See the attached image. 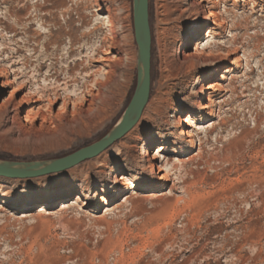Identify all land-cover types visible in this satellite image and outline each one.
<instances>
[{
	"label": "rangeland",
	"instance_id": "374dc122",
	"mask_svg": "<svg viewBox=\"0 0 264 264\" xmlns=\"http://www.w3.org/2000/svg\"><path fill=\"white\" fill-rule=\"evenodd\" d=\"M89 1L0 0V74L11 78L13 87L23 86L0 112V162L65 158L101 141L132 106L138 67L135 0H113L117 21L114 42L120 49L110 52H119L123 61L117 68V86L112 88L113 104L102 124L67 144L42 148L36 139L39 123L25 121L30 105L15 108V103L37 88L36 58L66 55L71 51L70 38L75 40L76 50H81L109 34L104 23L106 10L98 13ZM161 1L150 0L151 95L136 126L150 121L154 133L168 134L163 114L154 112L160 92L172 89L168 102L176 92H183L178 106L184 110L198 100L202 84H216V91H207V97L216 100L214 117L200 121L209 110L191 115L196 124L192 125L205 129L197 146H159L163 153L153 147L160 158L173 163L167 184L136 160L138 150L121 149L120 144L136 126L102 153L110 155L112 172L101 168L66 175L93 163V158L37 179L0 177V264H264V0H238L237 5L226 0L220 15L226 29H218V35L208 40L213 42V51L230 53L229 57L218 65L216 78L208 82L200 79L216 63L198 68L192 88L186 92L184 84L177 87L164 78L169 71L158 44L165 27ZM181 5L186 7L184 2ZM180 34L177 28V38L167 45L182 60L183 48L175 42ZM205 35L189 44L185 53L192 54ZM79 54L62 62L60 72L65 75L79 64L72 63L83 59ZM94 67L107 70L102 63ZM187 81L185 77L184 83ZM11 88H0V105ZM167 106L160 105L162 113ZM185 115L182 111L181 116ZM211 123L214 129H208ZM191 159L193 163H188ZM105 172L110 175L106 177ZM118 172H140L148 181H139L135 189L119 187L114 180ZM43 186L47 191L32 197V192ZM78 193L82 198L76 201ZM15 196L16 203L3 205ZM125 197L129 202H124ZM108 208L114 210L107 212Z\"/></svg>",
	"mask_w": 264,
	"mask_h": 264
},
{
	"label": "bare ground",
	"instance_id": "6f19581e",
	"mask_svg": "<svg viewBox=\"0 0 264 264\" xmlns=\"http://www.w3.org/2000/svg\"><path fill=\"white\" fill-rule=\"evenodd\" d=\"M233 1L237 5L238 0ZM89 2L97 9L98 13L106 10L107 17L104 23L107 25L109 34L102 35L98 38L99 41L90 47L86 46V48L83 46L82 48L81 46V50H76L75 40L70 38L71 51L66 55L53 53L44 56L42 59L41 57L36 58L39 64L34 71L37 73L34 83L37 88L35 91L31 90L29 96H24L15 103V108L19 110L23 105H30L29 110L25 114V121L39 123V134L36 139L43 144L42 148H53L67 144L72 138L86 135L90 131L95 130L106 119L107 112L113 104L112 88L117 86V68L123 61V58L119 57V52H116V55H112L110 52V49H120L118 42H114V38L117 36L114 1L90 0ZM161 2H164L162 9L164 10L165 19L160 21L163 22L165 27L163 26L164 28H162V32L158 37V44L169 71L164 76L165 80L173 82V85L177 87L184 84L185 88L183 90L186 92L192 88L194 72L201 66L209 65V63H216V66L202 75L201 83L215 79L219 74L218 65L224 63L230 53L213 51L211 49L213 42H209L208 39L212 35H218L215 33L218 29H226L225 22L220 18L221 8L226 0H162ZM181 2H184L186 7H183ZM210 25H214L215 28H209ZM177 28L181 31V34L175 42H178L183 48L182 60L178 56L176 58L172 47L167 45L170 39L176 37ZM204 32H206L204 40L195 46L192 54H186L185 49L189 47V44L200 39ZM215 45H218V43ZM77 53H80L79 56L83 59L74 60L72 63L76 61L80 63H75L67 74L61 73L59 65L76 57ZM99 63L104 64L107 70L93 68L95 64ZM239 65L240 62L238 61L237 67ZM81 67L82 69H80ZM44 70H46L45 75H43ZM82 76L83 85L79 81ZM185 77L189 78L186 83H184ZM40 78H43V80H40ZM12 83L13 81L9 76L0 74V88L12 87L8 97L0 105V112H3L12 103L13 95L23 89V86H19V84L13 87ZM105 90H108V92H105ZM209 90L216 91L217 85L202 84L198 91V100L186 105L184 110H181L180 106H178V102L183 97V92H176L171 102H168L167 98L172 89L161 91L157 98L154 112L155 115L163 114L165 123L169 125V133L158 135L154 133L151 122L145 121L136 126L125 142L120 144L121 149L127 151L138 150L136 160L150 171V175L159 177L164 184L169 183L171 181L173 163L167 158L158 156L157 153H163V148L159 146L177 145L180 143L188 144L190 149H194L197 146V141H200V132H204L205 129L197 127L198 125L194 127L193 125L196 124L195 122L192 123L191 115L209 110L206 117L200 120L205 122L211 120L217 112L214 108L216 100L214 97H207V91ZM87 95L90 99H87ZM206 101H208V104ZM164 103H167L168 106L162 113L160 105ZM182 111L187 115L181 116ZM132 114L133 109L130 107L116 125V129L123 127L131 119ZM187 127H192L196 131L186 130L185 128ZM208 129H214V124L211 123ZM154 146L159 149L158 152L156 150L157 153L153 152ZM109 157L108 153L99 155L94 159L93 163L86 165L81 170L73 169L70 172H66V175H78L87 170L95 171L101 168H108L112 172L113 169L108 167ZM193 161L194 159H191L188 163H193ZM118 173H115L114 180L119 187L130 185L129 189H135L139 181H148L147 177L141 176L140 172H135L132 175ZM103 174L106 177L110 175L109 172ZM85 177L88 179L89 175L87 174ZM47 189L46 186H43L40 190L33 191L32 197L42 195ZM81 198L82 195L78 193L76 201ZM129 200V197H125V201H123L129 202ZM16 201H18V197L15 196L12 199L4 200L2 203L5 206L14 204ZM113 210L108 208L107 212Z\"/></svg>",
	"mask_w": 264,
	"mask_h": 264
},
{
	"label": "water",
	"instance_id": "95a60500",
	"mask_svg": "<svg viewBox=\"0 0 264 264\" xmlns=\"http://www.w3.org/2000/svg\"><path fill=\"white\" fill-rule=\"evenodd\" d=\"M135 38L138 47L137 85L132 100L131 119L120 129H113L98 143L62 159L24 163L0 162V177L8 179H37L61 173L101 155L124 138L141 120L151 95L152 33L150 0H135Z\"/></svg>",
	"mask_w": 264,
	"mask_h": 264
}]
</instances>
